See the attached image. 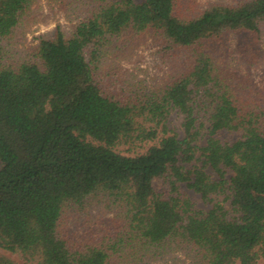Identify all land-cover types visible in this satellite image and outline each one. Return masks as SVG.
I'll return each mask as SVG.
<instances>
[{
  "label": "trees",
  "instance_id": "16d2710c",
  "mask_svg": "<svg viewBox=\"0 0 264 264\" xmlns=\"http://www.w3.org/2000/svg\"><path fill=\"white\" fill-rule=\"evenodd\" d=\"M34 1L0 0V249L35 264H140L184 249L199 264H264V87L210 52L226 33L259 32L264 0L195 14L181 0H52L76 21L14 58L9 43ZM128 31L134 44L152 38L184 57L161 85L121 97L104 83L102 60ZM172 111L181 137L168 125ZM222 130L237 136L222 141ZM136 141L154 143L116 150ZM181 184L204 202L228 191L234 215L219 201L194 208ZM94 208L110 214L98 235ZM68 218L88 228L74 234ZM0 264L16 263L0 252Z\"/></svg>",
  "mask_w": 264,
  "mask_h": 264
},
{
  "label": "rangeland",
  "instance_id": "374dc122",
  "mask_svg": "<svg viewBox=\"0 0 264 264\" xmlns=\"http://www.w3.org/2000/svg\"><path fill=\"white\" fill-rule=\"evenodd\" d=\"M239 1L242 0H181L180 10L188 14H195L213 3L234 4ZM30 12V21L23 27L21 34L9 43L8 52L14 58L24 54V50L34 45L40 36L51 35L56 26L62 31L68 32L77 19V14L70 10V6L67 7V10H63L58 2L52 0H35L30 6ZM134 43L130 31L122 34L115 41L112 49L104 52L102 60L103 73L106 74L104 83L110 90L120 94L121 97H132L136 92L142 93L161 85L176 75L184 57L181 49H168L152 38ZM248 43L257 51L254 53L255 55L243 56V51L246 50L245 45ZM210 52L227 69L243 75L250 85H254L255 88L264 87V23L260 25L257 33H226L215 42L210 43ZM200 115L202 116V112H199ZM201 119L207 126L205 118L201 117ZM181 123L182 115L172 111L168 116V125L180 137L183 135ZM205 131L204 129L202 133ZM236 136L237 134L234 132L224 130L218 132V137L222 141L230 142ZM203 141L204 136L199 139V143L202 144ZM153 143V141L119 143L116 145V150L123 155H134L145 151ZM193 164L200 165L201 163L194 161ZM205 170L212 178H215V173L210 168L206 167ZM230 175L231 171L226 170V177ZM153 186L157 191L166 190V185L162 180L154 179ZM180 191L191 200L196 209L207 210L213 202L219 201L229 217L234 215L229 204L230 199L226 196L228 191L212 195L211 202H204L197 193L188 189L185 184L180 185ZM91 213L97 215V218L95 217L96 219L89 223L92 233L89 231L88 233L98 235L97 229L99 227H101L99 229L102 232L108 231L102 227L107 224L105 221L108 222L106 219L110 217V214L103 215L104 213L98 208H94ZM66 225L74 234H80L88 228L87 225L77 224L70 218L66 220ZM0 252L10 257L16 264H35L26 261L17 253H10L2 249ZM140 262V264H199L194 253L189 249L173 251L156 259L143 256Z\"/></svg>",
  "mask_w": 264,
  "mask_h": 264
}]
</instances>
